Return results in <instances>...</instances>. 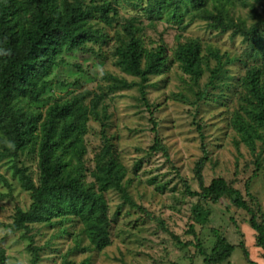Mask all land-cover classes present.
<instances>
[{
	"label": "rangeland",
	"instance_id": "rangeland-1",
	"mask_svg": "<svg viewBox=\"0 0 264 264\" xmlns=\"http://www.w3.org/2000/svg\"><path fill=\"white\" fill-rule=\"evenodd\" d=\"M217 1L182 6L178 19L169 8L151 15L149 0H117L110 12L112 23L97 16L90 20L99 36L86 41L82 49H65L57 55L56 63L38 81V86L46 82L38 99L28 94L15 97L21 112H39L43 118L57 100L71 99L84 90L103 94L99 109L107 115L105 127L92 114L87 120L84 181L93 182L91 172L105 131L134 203L116 189L105 191L110 242L102 248L92 244L83 222L73 214L31 223L27 233L31 240L24 230L14 232L6 224L13 221L17 208L27 210L32 202L12 166L16 162L26 166L38 182L37 150L27 145L18 155L0 157V246L6 264H207L206 256L211 255L218 235L235 249L217 264H250L241 242L257 264H264L248 211L233 205L228 197L215 202L188 192L200 190L197 166L201 162L205 185L221 176L241 190L254 209L260 206L264 212V139H256L250 147L234 126L237 118L246 117V70L264 62V0H229L227 9L235 25L225 32L197 15L203 8L213 9ZM128 21L137 26L143 48L163 57L160 70L144 83L145 95L140 90L141 78L117 64L116 51ZM238 24L255 27L262 34L263 49L257 56H248L249 40L244 35H233ZM192 39L201 45L198 78L185 72L175 55L180 44ZM145 61L143 57V65ZM110 75L134 84L110 89L115 83ZM92 96L85 104H91ZM157 141L160 147L154 148ZM10 150L12 144L0 130V151ZM246 184L253 198L246 195ZM31 244L40 248L36 263Z\"/></svg>",
	"mask_w": 264,
	"mask_h": 264
},
{
	"label": "trees",
	"instance_id": "trees-1",
	"mask_svg": "<svg viewBox=\"0 0 264 264\" xmlns=\"http://www.w3.org/2000/svg\"><path fill=\"white\" fill-rule=\"evenodd\" d=\"M203 0H149V13L161 14L169 8L170 14L180 19V7L201 5ZM117 0H103L102 3L85 4L83 0H0V130L12 144V150L0 151V157L18 155L27 145L36 148L38 155L39 179L36 182L28 168L18 162L12 168L23 181V187L30 192L31 204L27 210L17 208L13 221L6 224L14 232L24 230L28 238L30 224L48 221L56 215H77L83 222L88 237L97 248L110 242L108 206L104 193L113 188L133 204L125 185L122 183L123 168L118 162L112 144L103 133L104 144L96 154V166L91 175L93 182L84 181L83 160L86 153L84 136L87 120L92 114L103 127L107 115L99 106L103 94L84 90L71 99L55 101L48 106L42 118L39 112L23 113L15 105V97L28 94L33 99L45 91L46 82L38 81L56 63V57L63 50H79L86 41L100 35L90 20L97 16L106 23H112L110 12ZM229 0H219L213 9L203 8L197 15L222 32L234 24L227 9ZM125 35L116 54L117 64L123 71L141 78L140 90L145 95L148 76L156 73L163 65L160 52L145 50L136 36L137 26L128 21L124 26ZM241 33L249 40L247 53L255 57L263 49V36L255 27L236 25L233 35ZM201 45L197 39L179 45L175 55L183 70L194 78L202 74ZM218 57V55H215ZM143 57L146 58L144 65ZM115 83L112 88L130 87L134 83L125 78L110 75ZM246 89L244 106L245 118H237L234 126L245 143L255 146L256 139H264V62L247 68L243 78ZM91 104H85L90 97ZM40 130V133L37 130ZM158 141L153 146H157ZM12 151V152H11ZM73 159L76 164L73 165ZM202 164L198 163L197 177L200 190L188 189L191 195L201 199L219 201L228 197L233 205L249 212V224L256 232V246L263 250L264 259V212L261 207L254 209L238 188L218 176L207 185L203 182ZM246 195L253 198L248 184ZM260 217V219H259ZM191 232H194L191 226ZM182 244L178 237L174 236ZM244 256L250 264H257L250 257L244 242L240 243ZM34 263L39 259V247L31 244ZM235 245L218 235L207 264L226 261ZM0 264H6L5 250L0 246ZM177 264V263H173Z\"/></svg>",
	"mask_w": 264,
	"mask_h": 264
}]
</instances>
